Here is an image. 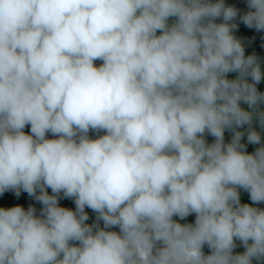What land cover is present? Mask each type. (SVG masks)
I'll return each mask as SVG.
<instances>
[{
  "label": "clouds",
  "instance_id": "1",
  "mask_svg": "<svg viewBox=\"0 0 264 264\" xmlns=\"http://www.w3.org/2000/svg\"><path fill=\"white\" fill-rule=\"evenodd\" d=\"M247 4L239 16L224 0H0V193L43 205L0 207V264H264V209L238 191L264 202V146L224 141L256 114L241 101L264 103L234 35L238 16L264 30V0Z\"/></svg>",
  "mask_w": 264,
  "mask_h": 264
},
{
  "label": "trees",
  "instance_id": "2",
  "mask_svg": "<svg viewBox=\"0 0 264 264\" xmlns=\"http://www.w3.org/2000/svg\"><path fill=\"white\" fill-rule=\"evenodd\" d=\"M212 2H215V0H212ZM226 5L234 6L239 10V16H242L244 13H246L248 9L247 0H224ZM239 16L237 17V20L235 23H237L238 27L234 30V35L237 39L241 41V43L244 46L245 49V56L254 55L261 68V72L264 73V30L257 31L255 28H249L247 27L240 19ZM176 18L172 17L169 18V25L171 26L173 23H175ZM217 23L221 22L220 19H217ZM160 32H157V35H159ZM237 72H230L227 74L228 79H236L238 77ZM247 81L249 83H254L251 79V77H246ZM256 88L258 92L264 93V78L261 79V81L256 84ZM240 106L242 109L246 111L253 110L252 108H249V106L244 103L243 101L240 102ZM257 116L254 115L251 125H244L239 128H235L233 130H225L224 138L228 135L229 138L227 140L224 139L225 143H230L234 134V131H240L244 133V136L241 138V143L245 145V150L247 153H254L255 150L258 148L256 144H250L247 140V134L249 131V127H251L252 130H255L258 133H261V140L264 141V126L260 123V116L259 113L264 112V103H259L257 107ZM207 135V132L204 134V136ZM240 200L243 196L244 189L240 188L238 189ZM243 191V192H242ZM209 249L207 244L203 246L202 251L205 254H208V251L205 249ZM240 251V254H242L244 251L241 249H238Z\"/></svg>",
  "mask_w": 264,
  "mask_h": 264
},
{
  "label": "crops",
  "instance_id": "3",
  "mask_svg": "<svg viewBox=\"0 0 264 264\" xmlns=\"http://www.w3.org/2000/svg\"><path fill=\"white\" fill-rule=\"evenodd\" d=\"M23 131L26 134H31L30 133V125H26ZM94 135H96V136H94ZM99 136L100 135L93 134V135H90L89 138L90 139H97V138H99ZM46 138L55 139L58 137L53 136L51 133H47ZM46 191L48 192L49 195L53 194L51 189H49V188H47ZM39 194H40V191H39V189H37L36 195H39ZM7 205H8V208L20 206V207L24 208L25 211H27L29 207L34 208L35 209V215L37 217H39L41 215V211L43 208V205L41 204V202H39L38 200L35 199V196H30L27 192L23 191V189H21L19 191V195L16 194V190H6L3 193H0V207L7 208ZM58 205L60 207H65V208L71 209L73 211H75V207H76L75 202H74V198H65L63 196L62 192L60 193ZM85 212L87 213V215L89 217V219L85 223H87L88 225L99 224V226L101 228L104 227L103 221H97V219H96L97 213H95L92 209L85 207ZM194 215L196 216V214H194ZM175 217H177V216H174L173 218H175ZM195 218L194 219L190 218L188 221L189 223H187V224L195 223ZM109 230L119 232V229L114 228V227L109 229ZM71 243H75L78 245V242H71Z\"/></svg>",
  "mask_w": 264,
  "mask_h": 264
},
{
  "label": "rangeland",
  "instance_id": "4",
  "mask_svg": "<svg viewBox=\"0 0 264 264\" xmlns=\"http://www.w3.org/2000/svg\"><path fill=\"white\" fill-rule=\"evenodd\" d=\"M102 63H103L102 60H96V61H94V64L97 67H99ZM251 111H255V113H256L255 116H257V109H253ZM93 134H97V135L102 136V135H105L106 132H104V131L96 132V131L90 130L89 133H88V136L93 135ZM259 134L261 135V133H259ZM94 136H96V135H94ZM204 138H205V140H206V142L208 144L213 143L214 140H215V138L213 136H211L210 134H208V133H207L206 136H204ZM228 138H229V136L227 135L226 138H224V139L227 140ZM227 143H225V144H227ZM256 145H257V147L264 146V141L262 142V140H261L260 144H256ZM240 201H241L242 204L247 203V204H249L251 206L258 207L260 209H264V202H261L259 204H253V202L250 199V194L246 190H244L243 196L241 197V200ZM7 208H8V205H7ZM194 214L195 213L189 215L188 217H186L183 220H181L178 216L175 217V218H173V219L176 220L178 223L187 224V223H189L188 221H189L190 218H193L194 219L196 217ZM190 224H194V223H190ZM114 228L119 229L118 226L117 227H114ZM234 242H235V245H236V247L233 249V254L234 255L235 254H240V251L238 249H240V250L242 249L243 251H245V248H244V246H243V244H242V242L240 240L235 239ZM205 250L208 251V254H205L204 253L205 255L211 254V249L210 248L209 249L206 248ZM253 264H257V262L255 260H253Z\"/></svg>",
  "mask_w": 264,
  "mask_h": 264
},
{
  "label": "built area",
  "instance_id": "5",
  "mask_svg": "<svg viewBox=\"0 0 264 264\" xmlns=\"http://www.w3.org/2000/svg\"><path fill=\"white\" fill-rule=\"evenodd\" d=\"M50 189V188H49Z\"/></svg>",
  "mask_w": 264,
  "mask_h": 264
}]
</instances>
